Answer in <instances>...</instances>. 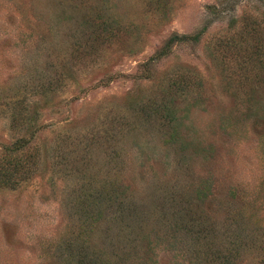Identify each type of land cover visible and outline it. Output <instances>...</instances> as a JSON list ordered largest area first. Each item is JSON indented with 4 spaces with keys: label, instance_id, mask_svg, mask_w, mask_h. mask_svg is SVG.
<instances>
[{
    "label": "rangeland",
    "instance_id": "rangeland-1",
    "mask_svg": "<svg viewBox=\"0 0 264 264\" xmlns=\"http://www.w3.org/2000/svg\"><path fill=\"white\" fill-rule=\"evenodd\" d=\"M0 264H264V0H0Z\"/></svg>",
    "mask_w": 264,
    "mask_h": 264
},
{
    "label": "trees",
    "instance_id": "trees-1",
    "mask_svg": "<svg viewBox=\"0 0 264 264\" xmlns=\"http://www.w3.org/2000/svg\"><path fill=\"white\" fill-rule=\"evenodd\" d=\"M21 116L22 114H21V111H15L14 112V115H13V119L15 118V116ZM14 122V121H13ZM12 122V123H13ZM16 123V122H15ZM13 126H15V124L13 123ZM31 141L28 139V138H25V137H21V138H19V139H16L15 141H11L10 142V148H9V150L11 151V153L12 152H20V151H23L27 146H28V150H29V148H30V145H31V143H30ZM22 164H24V163H22V162H20V161H16V163H15V171H7L6 170V168L4 169L5 171H4V174L2 175V176H4L5 175V177L6 178H9V180L10 179H12V176H13V174L14 173H17V171H18V167L20 166V165H22Z\"/></svg>",
    "mask_w": 264,
    "mask_h": 264
}]
</instances>
